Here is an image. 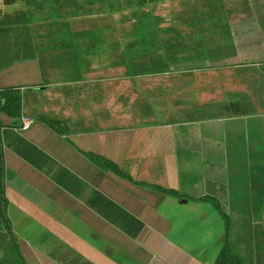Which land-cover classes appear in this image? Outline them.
I'll return each mask as SVG.
<instances>
[{
  "label": "crops",
  "instance_id": "crops-1",
  "mask_svg": "<svg viewBox=\"0 0 264 264\" xmlns=\"http://www.w3.org/2000/svg\"><path fill=\"white\" fill-rule=\"evenodd\" d=\"M225 1L144 0L136 18L167 21L104 59L76 43L93 9L27 0L38 15L0 18V92L21 96L0 112L12 262L264 264V0Z\"/></svg>",
  "mask_w": 264,
  "mask_h": 264
},
{
  "label": "rangeland",
  "instance_id": "rangeland-1",
  "mask_svg": "<svg viewBox=\"0 0 264 264\" xmlns=\"http://www.w3.org/2000/svg\"><path fill=\"white\" fill-rule=\"evenodd\" d=\"M2 1V0H1ZM0 1V18H1V23H6L5 25L1 24L4 28V26H11L12 24L15 25L16 20L17 23H21L24 21V16L22 18V11H26L29 10L28 7H30L33 9V13L35 11V15H38L39 10H41L40 5L38 3H32V5L28 6L26 9V4L22 1H13L10 0L8 2V0H5L4 2ZM43 1V0H42ZM70 0H60V5L63 3V5H66ZM62 2V3H61ZM227 5V8H231L232 7V2L230 0H226L225 1ZM116 3H113L112 6H115ZM182 5H177V7H181ZM102 5L100 3H96L94 5H90V7L88 6L86 10H95L91 12V16L88 17V14H86V18H83L82 16L79 17L78 19H76V22H74L73 24L76 27V43H82V44H91L93 48V50H95L98 54L100 55H96V57H94L95 59L97 58H111L113 52H111L110 50L105 51L104 49H106V43H110L114 44L117 42H126L128 44V46H132V48H134L136 46V44L139 42L138 40V36L137 35H131L132 31L136 32V28H154L156 26L159 25V23L166 22L167 19L169 18L168 16H164L159 15V9L150 11L148 13V15H151L149 17H147V19H144L143 17H137L136 15L130 14L129 12H125V13H118V12H114L113 14L105 12L104 8H101ZM120 4H119V8H120ZM78 11V10H77ZM73 11L70 10V8L66 7L65 8V15H70V13H72ZM142 12V10H141ZM140 12V14H142ZM9 13L10 15H12V19H4L2 18L5 14ZM79 13V12H78ZM158 14V15H157ZM162 16V17H161ZM17 18V19H16ZM40 19V17L38 18ZM16 23V24H17ZM39 24H35L34 27H38ZM160 26V25H159ZM134 29V30H133ZM18 31V30H17ZM124 31H125V35H124ZM128 31V33H127ZM122 33V35L118 34V33ZM127 33V34H126ZM128 34H130L128 36ZM18 38V35H15ZM127 36V37H126ZM122 39V40H121ZM150 42V41H149ZM145 43H147V41H145ZM145 43L140 42V44L144 45ZM150 47L152 48H156L157 45H155L154 41L151 42ZM126 49V48H125ZM86 51V50H84ZM83 51V52H84ZM135 51V50H129L125 51V56H129V53ZM120 53V52H119ZM134 53V52H132ZM145 53V57L147 59L151 58L150 54L152 55V52H144ZM103 54V55H101ZM1 98V97H0ZM2 112V111H0ZM240 227L236 228L238 230L235 231V243L238 241H246L245 242V249L249 250V247L252 246L251 244V237H253V232L250 230L249 226H242V224H244L243 221V216H241V221H238ZM257 235L258 237L262 236V232L259 231V229H257ZM8 234L7 231L4 227V224L2 222V219L0 218V264H20L18 261L15 260V262H12L13 256L12 254L9 257L8 252L12 251V246L10 245L9 239H8ZM264 238V237H263ZM228 245V244H227ZM230 247V245H228ZM220 263L221 264H228V261L225 258L220 259Z\"/></svg>",
  "mask_w": 264,
  "mask_h": 264
},
{
  "label": "trees",
  "instance_id": "trees-1",
  "mask_svg": "<svg viewBox=\"0 0 264 264\" xmlns=\"http://www.w3.org/2000/svg\"><path fill=\"white\" fill-rule=\"evenodd\" d=\"M96 3H100L102 5L101 8H104V9H105V4H108V2H104V0H70L64 6L65 8L68 7L72 9L71 6L73 5L76 8V11L77 10L79 11V9H81L83 6L88 7ZM127 3L129 4V7H126V6L124 7L132 9L133 10L132 13L135 12L133 13V15H136L137 13L136 9L140 7L141 5H144L145 2L144 0H128ZM116 7H119L118 3L115 6H112L111 9L114 10ZM0 97H1L0 98V111H3L7 114H13L14 112L18 114L19 105L21 101L20 92L14 89H7L5 91L0 92ZM52 127L55 129V124H52ZM55 130L58 131L59 133L63 132L61 129H58V128H56ZM110 166H111L110 167L111 170L115 171L118 174H121L120 171L114 165L111 164ZM4 169H5L4 155H3V150H2V143L0 141V218L2 219V222L4 224V227L7 233L12 237L11 228L6 218V215H7L6 208H7L8 201L3 195V187H2V181L4 178ZM222 258H225L228 261V264H243L242 261L238 257L232 256L229 250H226V252L220 256L216 264H221L220 259Z\"/></svg>",
  "mask_w": 264,
  "mask_h": 264
},
{
  "label": "built area",
  "instance_id": "built-area-1",
  "mask_svg": "<svg viewBox=\"0 0 264 264\" xmlns=\"http://www.w3.org/2000/svg\"><path fill=\"white\" fill-rule=\"evenodd\" d=\"M28 126V124H24V127H27Z\"/></svg>",
  "mask_w": 264,
  "mask_h": 264
}]
</instances>
